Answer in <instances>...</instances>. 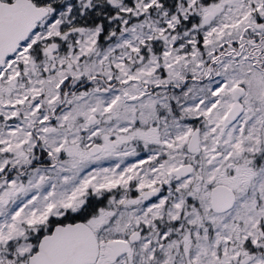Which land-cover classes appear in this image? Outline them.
<instances>
[{
	"label": "rangeland",
	"instance_id": "374dc122",
	"mask_svg": "<svg viewBox=\"0 0 264 264\" xmlns=\"http://www.w3.org/2000/svg\"><path fill=\"white\" fill-rule=\"evenodd\" d=\"M50 1L56 2L52 8L53 15L42 23L40 30L33 32V37L73 34L67 49L69 53L71 49L74 52L71 54L73 57L69 65L72 69L69 71L59 68L64 58H56L54 80L50 77L53 90L49 89V95L56 94L55 84L62 81L60 87L64 89L70 79H74L75 83L81 75L86 80L89 76L103 74L106 81L111 79L110 82L138 77L150 86L160 82L178 85L185 78V87L174 96L176 101H183L179 113L184 115L185 120L181 122L169 112L167 119L162 118L161 122L157 121L158 125L150 128L153 133H147L151 138L165 132L173 135L174 142L170 144V152L166 153L167 165H153L144 170L139 167L132 174L127 172V177L164 178L166 172L182 163L185 156V162L193 164L194 171L182 176L185 179L181 185L193 187L192 192L196 190L200 197L206 194L208 199L209 183L237 175L234 183L237 197L231 212L208 216L211 221H216L213 224V241H219L221 235V240H227L233 235L240 244L243 241L250 244L248 252L254 255L251 264H264L261 260L264 249L258 246L264 231V78L260 72L252 69L250 61L245 60L246 55L238 50L239 46H234L241 33L249 37L258 31L254 24L264 23V0ZM82 17L86 18V23L78 21ZM103 22H107L104 32ZM67 28L73 30L69 33ZM227 43L234 47L229 53L226 52L231 47ZM263 47L257 49L263 51ZM250 50L256 53L255 49ZM68 52L65 55L67 59ZM263 54L264 51L261 56ZM78 56H82L83 65L75 62ZM35 85L31 90L28 87L24 90L33 92L40 86L39 80ZM234 85L244 86L247 95L240 99L243 112L238 120L226 124L223 115L232 104ZM133 86L131 83L122 88L116 87L104 96H98V90L92 88L87 97L81 100L68 98V104L58 109L57 128L49 138L51 145H57L64 136H67L71 145L84 127L87 115L93 113L98 120L85 132V140L88 142V139H96L102 144L103 150L93 158H86L73 146L69 153L63 154L58 160L57 168L29 171V185L24 187L21 197L25 207L21 213L17 216L10 208L0 205V264H26L28 255L36 249L40 234H44L40 230L46 227L47 219L62 214L58 208L67 207L86 185L94 187L98 183L106 192L112 191L115 180L124 176L119 174L117 163H121L123 170L136 159L128 146L131 141V133L128 131L135 118L139 120L140 109L145 115L141 117L147 121L150 119L153 111L151 100L157 103L156 94L162 91L155 90L152 97L145 95L144 101H139L135 108V101L132 100L135 94ZM170 92L175 91L171 88ZM48 104L50 108L54 106V102L45 100L37 117L44 116L43 110ZM36 107L19 109L21 119L13 126L0 118V175L6 172V169L3 170L5 161L2 153L3 146L7 145L5 141L14 138L13 134H22L25 121L31 122L24 119L26 113L33 116ZM10 110L0 106L3 113ZM133 114H136L135 117ZM70 117L75 121L73 136L65 130L66 121ZM244 126L248 131L250 145H246ZM195 127L202 130L198 153L186 150L193 131L198 129ZM140 129L144 131L141 122ZM217 142H220L218 147ZM124 145L125 149L120 151ZM182 145H185V150L181 148ZM216 154H220V157L214 158ZM221 173L225 175L223 178ZM0 183H3L1 177ZM190 194L188 192L186 195ZM34 197L36 201L32 202ZM106 202V211L100 213L98 223L101 227L99 236L104 242L118 235L125 224L134 223L132 211L115 212L113 196ZM204 207L207 208L206 205ZM191 219L189 217L187 220ZM197 231L192 230L193 235H197ZM189 234L190 230L186 229V239ZM154 241L157 240L154 239L153 244L149 245L148 236L143 238L138 245L140 248L137 246L138 250L132 254V264L181 263L182 255L175 256L171 249L150 259V248L154 249L156 244ZM197 241L199 247L192 252L195 253L194 257L197 254L201 259L204 257L206 243L202 237ZM175 243L170 241L169 247ZM122 262L105 259L97 264H126ZM225 263V259L220 262Z\"/></svg>",
	"mask_w": 264,
	"mask_h": 264
},
{
	"label": "flooded vegetation",
	"instance_id": "af4514ba",
	"mask_svg": "<svg viewBox=\"0 0 264 264\" xmlns=\"http://www.w3.org/2000/svg\"><path fill=\"white\" fill-rule=\"evenodd\" d=\"M14 1L0 0V5L12 4ZM29 1L34 7L45 8L48 12L37 22L35 28L28 34L27 38L0 65V106L5 107V109H11L6 113L0 111V118L5 119L8 123L10 122V125L13 126L21 119L20 116L22 114L19 113V109H25L27 107H29L27 109H32L37 105L33 109V112L37 109L35 112L38 113L33 114L31 117L26 113L24 119L31 120V122L24 120L25 124L23 125L24 129L22 130V134H13L14 138L11 137V140L5 141L7 145L3 146L2 153L4 154L5 161L3 170L6 169V172L0 175L3 179V183H0V200H3L0 202V205L7 209L10 208L18 216L25 208L21 197L25 191L24 187L29 185L27 174L30 170L36 168H49L53 170L55 167L57 168L58 160L63 154L69 153L73 149V146L86 158L96 156L89 154L90 148L94 145H98L103 150L102 144L96 139H88V142L85 140V132L98 120L97 116L93 113L87 115L84 127L81 128L77 140L71 145L68 143L67 136H64L57 145L53 143L51 145L49 138L57 128L56 122L59 119L58 109L68 104V98L76 97L77 100H81L89 95V89L92 88L98 90V96H104L109 90L120 86L122 88L132 83L135 91L132 100L135 101V108H137L138 102H143L144 97H146L145 95L152 97L155 90L161 89L162 91L156 94V97H158L157 103L153 99L151 100L153 111L150 119L147 121L144 117H141L145 115L141 113L140 109L138 111L139 120L135 118L131 130L128 131L131 133V141L128 142V146L132 149L133 154L136 155V159H133L130 166L123 170L121 163H117L118 170L120 169L119 174L124 176L115 180L112 191L106 192L105 188L98 183L94 187L86 185L82 192L70 201L67 207L58 208L62 212L59 217L51 216L47 219V225L40 230V233L43 231V233L49 232L57 223L76 221L86 223L93 230L99 244L95 264L102 260L105 261V259L115 263H123L122 261H124L126 264H132L134 261L132 254L138 250V245L143 241L145 236L149 238V245L153 244L154 239L157 240L154 241L156 243L154 244L155 248H150V259H153V256H159L161 253L166 252V250L171 249L175 256L179 257L182 255L180 264H203L204 262L213 263L214 261V264H220L222 259H225V264H251L254 260V255L248 252L250 244L246 242V245L244 241L240 244L233 235L227 240H221V235L219 236L220 240L214 242L215 231L213 230V224L216 221L208 219V216L213 215V213L223 215L231 212V209L236 203V199L231 209L218 213L211 206V190L214 186L221 185L232 190L237 197L236 191L234 190L237 175H233L223 181L215 180L209 183L208 199L206 194L204 197H200L196 190L192 192L193 187L191 188L188 185L186 188L185 185H181V183H184L183 180L185 177H178L177 172H173V170L187 164L185 162V156L182 159V163L166 172L164 178L148 179L134 175L127 177V172H131L132 174L139 167H143L144 170L153 165H167V162L165 163L168 160L166 153L170 152V144L174 142L173 135L165 132L164 134H159L151 138L147 133H153L150 128L153 125H158L157 121L161 122L162 118L167 119L169 112H172L174 117L181 120V122L185 120L184 115H180L179 113V107L182 106L183 101H176L174 96L183 90L186 85V79L184 78L182 83L178 85L160 82L150 86L143 83L138 77L120 82L116 80L110 82L111 79L106 81L103 74L89 76L86 80L81 75L75 83H73L74 79H70L64 89L60 87L62 81L55 84L56 94L49 95V89L53 90V82L50 77L52 76L54 80V73L56 71L54 67L57 64L56 58H64V62L59 68L65 71L72 69L69 64L73 57L71 54L74 51L71 49L69 53L67 48H69L71 43L70 39L72 40L74 35L62 37L63 33H61L43 38H34L33 32L40 30L43 27L42 23L49 16L53 15L52 8L56 5V2H51L50 0ZM78 21L86 23V18L82 17ZM102 24L104 32L107 27V22H103ZM254 26L258 28L257 33L249 37L246 34L243 36L241 33L234 46H239L240 49L238 50L246 55L245 60L250 61L249 64L252 69L260 72L264 78V54L261 56L264 47L263 51L257 49L264 46V32H260V29L264 31V23L259 22L254 24ZM72 30L73 28H67L69 33ZM82 33L81 31L80 34ZM227 44L230 45V43ZM230 47L231 49L226 53L234 50L233 46L230 45ZM250 49H255L256 53ZM67 52L69 53L68 59L65 58ZM237 56L238 54L235 55V57ZM75 62L83 65L84 60L82 56H78ZM37 80H39L40 86L33 92L24 90L27 87L30 90L33 89L36 86ZM240 86L243 89V96H246L247 91L245 87ZM171 88L174 89L175 94L170 92ZM171 96L173 99H171ZM262 96H264V87L262 88ZM45 100L54 102V106L50 108L48 104V106L44 107V116L37 117L42 106H44ZM57 100L59 102H56ZM103 100L104 97L102 98ZM163 103L164 105H162ZM134 115L136 114H133V117H135ZM78 121H81V119H78ZM140 122L144 127V131L140 129ZM74 123V119L70 117L65 125V130L72 136L75 133L73 129ZM262 125H264V116L262 117ZM245 127H243V135L247 138L246 145H250L251 141L248 140L249 135ZM195 128L199 129L198 135L200 136L201 128ZM219 145L220 142H217L216 146L218 147ZM125 147V145L121 146L119 150L123 151ZM181 148L185 150V145H182ZM258 148H260V145H258ZM199 150L200 146L196 153ZM118 153L123 155L122 152ZM260 153L262 154V152ZM213 156L214 158L220 157V154ZM220 176L223 178L225 175L221 173ZM201 180L199 179V181ZM188 192H191V194L186 195ZM110 196H113L115 212L117 213L121 210L132 211L134 223L125 224L121 228V231L118 232V235L104 242V239L99 236L101 227L98 226V223L100 221V213L106 211V201L110 199ZM77 199L80 200L77 202ZM31 201L35 202L36 198H32ZM189 217L192 218L191 221L187 220ZM186 229L190 230L188 239H186ZM194 229L198 230L197 235H193L192 230ZM200 237L206 243L204 257L201 259L197 254V257H194L195 253L192 252L194 248L197 249L199 247L197 246V240ZM112 240L119 242L116 250L119 254L114 261L112 252L110 251ZM170 241H175L176 243L169 247ZM260 242V245H258L259 248L262 247L264 249V231L261 233ZM186 246H188V251L186 250ZM240 250H242L241 253ZM261 260L264 261V256H261ZM174 264H178V262L175 261Z\"/></svg>",
	"mask_w": 264,
	"mask_h": 264
},
{
	"label": "water",
	"instance_id": "95a60500",
	"mask_svg": "<svg viewBox=\"0 0 264 264\" xmlns=\"http://www.w3.org/2000/svg\"><path fill=\"white\" fill-rule=\"evenodd\" d=\"M46 13V9L34 7L29 0H15L12 4L0 5V65L27 38ZM233 92L234 103L225 115V123L235 120L242 110L237 99L243 90L235 87ZM198 145V132L195 130L187 143V149L195 152ZM99 151V146L94 145L89 153L95 155ZM192 171V164L173 170L178 177L186 176ZM234 199V193L224 186L217 185L211 190V206L216 212L230 209ZM118 245L116 240L111 242L113 260L119 254L116 251ZM97 254L98 241L87 224L81 221L59 223L39 239L36 250L28 256L26 264H94Z\"/></svg>",
	"mask_w": 264,
	"mask_h": 264
}]
</instances>
